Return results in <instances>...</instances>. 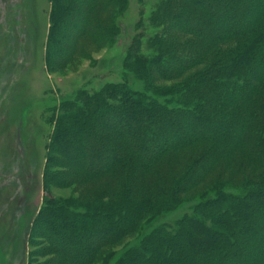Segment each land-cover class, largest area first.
<instances>
[{"label":"trees","instance_id":"16d2710c","mask_svg":"<svg viewBox=\"0 0 264 264\" xmlns=\"http://www.w3.org/2000/svg\"><path fill=\"white\" fill-rule=\"evenodd\" d=\"M127 5L126 0H57L54 18L62 28L56 27L51 40L54 45L60 37L69 51L56 62L59 56L51 47L52 67L63 66L79 51L80 34L96 46L116 34L99 22L97 8L121 11ZM164 5L173 31L167 34L168 59L148 67L154 80L143 69L138 74L150 88L182 79L219 46L225 50L176 85L185 91L181 108L148 102L119 84L87 95L76 113L63 115L51 143L54 157L44 172L47 185L86 187L108 177L118 189L110 203L96 199L75 210L73 202L46 200L31 219V238L56 232L59 260L48 264H92L99 248L138 231L148 215L175 210L183 195L210 177L227 180L226 185L240 182L242 190L231 193L218 184L217 195L201 197L177 229L156 230L141 249L125 252L119 264H264V0H169ZM191 20H200L204 32L191 27ZM179 36L189 39L182 42ZM107 115L117 118L120 133L106 127L113 125ZM107 154L110 161L103 160ZM70 177L72 182L63 183ZM1 245L4 255L9 244ZM33 259L30 264H41L39 256Z\"/></svg>","mask_w":264,"mask_h":264},{"label":"rangeland","instance_id":"374dc122","mask_svg":"<svg viewBox=\"0 0 264 264\" xmlns=\"http://www.w3.org/2000/svg\"><path fill=\"white\" fill-rule=\"evenodd\" d=\"M56 1L0 0V264L7 261L8 264H30L37 256L41 264L59 260L55 255L58 250L54 244L58 242L56 232H44L43 238H31V219L39 213L46 200L73 202L76 204L73 205L74 210L87 202L114 201L113 193L118 188L111 185L108 177L86 187L76 184L57 189L47 185L44 172L49 158L54 157L50 155L51 143L57 128L60 130L64 124L63 115L76 113L87 95L98 93L107 85L119 84L126 85L135 93H142L148 102L181 108L178 102L185 91L181 92L176 85L206 69L212 56L225 50L219 46L205 62L199 63L182 79L157 82L150 88L149 83L139 77V69L145 70L154 80L155 74L148 67L153 63L163 66L168 59L167 34L173 31L164 2L169 0H126L128 5L121 11L114 8L106 12L95 7L99 22L109 31L116 32L115 35L96 46L85 34H80L79 51L56 69L50 64L51 47L58 53L56 62L63 60L69 51L68 46L62 45L60 37H56L54 45L51 40L56 27L62 28L54 18ZM203 4L210 6L207 1ZM189 24L204 32L200 20H191ZM178 38L182 42L189 39L185 36ZM106 119L113 124L106 127L120 133L117 118L107 115ZM131 131H135L134 128ZM186 153L185 157L192 152ZM179 155L177 159H183L182 152ZM105 158L104 161H110L111 155L107 154ZM223 166L224 163L214 168L212 176L219 174ZM57 172L65 174L70 170ZM70 173L72 177V170ZM71 177L63 183L72 182ZM226 181L210 177L207 184L196 186L183 195V203L175 210L148 215L138 231L116 244L99 248L92 264H119L125 252L141 249L143 242L156 230L177 229L183 217L193 215L201 197L217 195L213 189L220 183H229ZM239 183L232 181L226 185L229 187L225 191L240 192ZM149 184L147 187L150 188ZM28 241L33 244L28 245ZM87 241L84 243L90 240ZM4 242H8L9 247L3 255L1 244ZM91 244L100 247L99 240L92 239Z\"/></svg>","mask_w":264,"mask_h":264}]
</instances>
